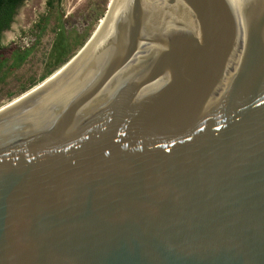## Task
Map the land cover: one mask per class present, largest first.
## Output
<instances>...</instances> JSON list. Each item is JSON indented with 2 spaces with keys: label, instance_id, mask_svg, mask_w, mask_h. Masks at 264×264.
<instances>
[{
  "label": "water",
  "instance_id": "water-1",
  "mask_svg": "<svg viewBox=\"0 0 264 264\" xmlns=\"http://www.w3.org/2000/svg\"><path fill=\"white\" fill-rule=\"evenodd\" d=\"M110 12L0 112V264H264V0Z\"/></svg>",
  "mask_w": 264,
  "mask_h": 264
},
{
  "label": "rangeland",
  "instance_id": "rangeland-1",
  "mask_svg": "<svg viewBox=\"0 0 264 264\" xmlns=\"http://www.w3.org/2000/svg\"><path fill=\"white\" fill-rule=\"evenodd\" d=\"M49 1L50 5L47 0H24L1 33L0 59L4 58L0 62V107L42 82L61 65L62 68L81 50L103 22L102 16L112 0ZM12 48L27 49V54L9 69L11 54L7 51ZM61 58L65 62L56 65Z\"/></svg>",
  "mask_w": 264,
  "mask_h": 264
},
{
  "label": "trees",
  "instance_id": "trees-1",
  "mask_svg": "<svg viewBox=\"0 0 264 264\" xmlns=\"http://www.w3.org/2000/svg\"><path fill=\"white\" fill-rule=\"evenodd\" d=\"M23 1L24 0H0V37H1V33L9 27V25L13 19V16L16 12V8ZM112 2H113V0L111 1L109 7L111 6ZM46 3H47V5H50L49 0H47ZM7 53L11 54V57H10L11 63L9 64V69H11V68L15 67V65L18 62L22 61L25 58V56L27 54V49L19 50V49H13L12 48L11 50H8ZM3 58L0 59V62L2 61ZM64 62H65L64 58L57 59L56 65L57 64L60 65Z\"/></svg>",
  "mask_w": 264,
  "mask_h": 264
},
{
  "label": "bare ground",
  "instance_id": "bare-ground-1",
  "mask_svg": "<svg viewBox=\"0 0 264 264\" xmlns=\"http://www.w3.org/2000/svg\"><path fill=\"white\" fill-rule=\"evenodd\" d=\"M121 0H113L111 6L109 7V11H111L113 13V11L115 10V8L118 6V4L120 3ZM110 12V13H111ZM104 21L101 23V25H103ZM100 25V26H101ZM89 38V37H88ZM87 38V39H88ZM86 42V40H85ZM84 42V43H85ZM77 52H80V50L78 49L70 58V61H66L67 63L62 67V68H57L56 70H54L50 75H48L45 79L42 80V82L35 84L34 86H32L31 88H29L28 90H26L25 92H23L20 96H17V98L11 100L10 102L6 103L5 105L0 107V112L5 110L6 108H8L9 106H11L12 104H14L15 102H17L18 100L22 99L23 97H25L26 95H28L29 93H31L32 91H34L35 89H37L38 87H40L41 85H43L44 83H46L48 80H50L52 77H54L56 74H58L67 64H69L75 57H73ZM59 69V70H58Z\"/></svg>",
  "mask_w": 264,
  "mask_h": 264
}]
</instances>
